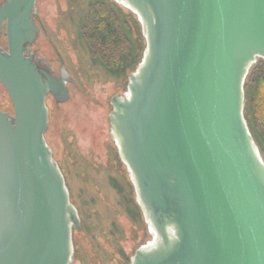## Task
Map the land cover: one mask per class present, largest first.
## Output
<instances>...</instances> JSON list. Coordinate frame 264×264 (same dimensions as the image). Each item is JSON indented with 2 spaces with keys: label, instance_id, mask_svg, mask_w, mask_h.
<instances>
[{
  "label": "water",
  "instance_id": "95a60500",
  "mask_svg": "<svg viewBox=\"0 0 264 264\" xmlns=\"http://www.w3.org/2000/svg\"><path fill=\"white\" fill-rule=\"evenodd\" d=\"M38 0H3L0 264H72L80 229L44 133L46 97L69 98L68 73L32 51ZM145 48L114 94L110 136L152 240L129 264H264V161L244 117V81L264 60V0H116Z\"/></svg>",
  "mask_w": 264,
  "mask_h": 264
},
{
  "label": "rangeland",
  "instance_id": "374dc122",
  "mask_svg": "<svg viewBox=\"0 0 264 264\" xmlns=\"http://www.w3.org/2000/svg\"><path fill=\"white\" fill-rule=\"evenodd\" d=\"M96 7L113 10L119 19L118 33L125 39L116 50L122 58L117 67L106 66L85 39L83 29ZM35 20L39 32L32 51L56 75L63 64L73 80L68 83L67 101L56 103L51 95L46 97L48 127L44 133L80 219V229L72 232V264H129L135 249L150 242L152 235L130 172L110 136L108 114L110 98L127 92L128 75L142 58L141 23L116 0H38ZM0 44L6 48L4 26ZM128 44L131 52L125 56L121 50ZM0 107L13 113L1 83ZM259 117L264 118V105L250 101L245 120L264 161V129Z\"/></svg>",
  "mask_w": 264,
  "mask_h": 264
},
{
  "label": "trees",
  "instance_id": "16d2710c",
  "mask_svg": "<svg viewBox=\"0 0 264 264\" xmlns=\"http://www.w3.org/2000/svg\"><path fill=\"white\" fill-rule=\"evenodd\" d=\"M118 22L119 19L113 10L108 11L103 7H96L92 10L90 24L83 29L85 39L93 54L98 56L108 67H117L122 61V58L119 59L116 54V50L125 38L118 33ZM121 52L125 56L129 55L131 45L128 44ZM244 100V117L250 101L255 105L258 103L264 105V60L261 58L251 66L245 77ZM259 118L258 123L264 129V118Z\"/></svg>",
  "mask_w": 264,
  "mask_h": 264
},
{
  "label": "flooded vegetation",
  "instance_id": "af4514ba",
  "mask_svg": "<svg viewBox=\"0 0 264 264\" xmlns=\"http://www.w3.org/2000/svg\"><path fill=\"white\" fill-rule=\"evenodd\" d=\"M60 74V73H59ZM59 74H57V75H59ZM74 230V229H73ZM76 230V229H75Z\"/></svg>",
  "mask_w": 264,
  "mask_h": 264
}]
</instances>
